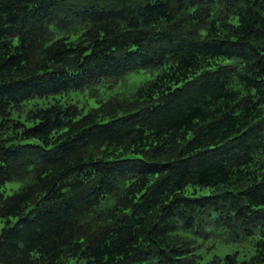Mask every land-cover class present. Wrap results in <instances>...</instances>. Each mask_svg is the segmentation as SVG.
Here are the masks:
<instances>
[{"label": "trees", "instance_id": "obj_1", "mask_svg": "<svg viewBox=\"0 0 264 264\" xmlns=\"http://www.w3.org/2000/svg\"><path fill=\"white\" fill-rule=\"evenodd\" d=\"M0 219V264H264V0H0Z\"/></svg>", "mask_w": 264, "mask_h": 264}, {"label": "rangeland", "instance_id": "obj_2", "mask_svg": "<svg viewBox=\"0 0 264 264\" xmlns=\"http://www.w3.org/2000/svg\"><path fill=\"white\" fill-rule=\"evenodd\" d=\"M156 73L157 71L140 69L124 75L121 79H119L117 83L101 82L96 86V95H91V89L87 88L85 90H72L68 93L69 95L65 94L63 96L65 98L70 97L73 101L77 102L80 107L84 108V110L87 111L90 107H96L99 105V98H110L113 96H130V94H132V92H134V90L140 84L154 77V74ZM59 96L62 95H57V97ZM38 101L44 104L42 106H46L50 103L48 99L43 100L39 98ZM30 106L32 105H27V108ZM23 184L24 182L20 180L9 181L4 186L5 193L8 195L13 194L17 190H19ZM16 220L17 218H11V223H15ZM6 224V219H0V233ZM235 250L239 251V256L241 259L250 256V254L254 251V249L247 243H219L217 244V247H215V253H219L223 256L226 253Z\"/></svg>", "mask_w": 264, "mask_h": 264}]
</instances>
